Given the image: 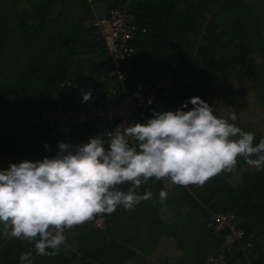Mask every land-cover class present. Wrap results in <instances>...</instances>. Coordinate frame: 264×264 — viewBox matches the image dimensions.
I'll use <instances>...</instances> for the list:
<instances>
[{
  "label": "trees",
  "instance_id": "trees-1",
  "mask_svg": "<svg viewBox=\"0 0 264 264\" xmlns=\"http://www.w3.org/2000/svg\"><path fill=\"white\" fill-rule=\"evenodd\" d=\"M92 4L103 6L105 16L126 8L137 26L124 85L111 75ZM170 59L178 64V77L165 112L200 97L214 115L227 119L221 105L237 109L238 99L252 91L256 101L248 105L249 113L260 109V124L255 118L229 123L254 133V146L264 138V0H0V152L16 163L35 162L54 157L59 142L80 145L97 135L107 141L100 124L114 131L116 120L73 125L61 137L35 120L45 105L118 104L124 87L156 78ZM81 89L92 90L90 101L82 102ZM192 107L189 103L183 110ZM130 187L126 182L119 189ZM162 190L168 193L163 203ZM146 191L152 198L134 210L121 205L65 229L73 235L67 242L71 248L37 255L32 264H208L209 256L220 255L227 264H264V168L238 157L232 172L217 174L203 186L151 178L136 189L140 195ZM227 212L244 232L231 247L224 243L228 229L216 231L213 219ZM247 242L252 246L243 250ZM33 244L5 237L0 223V264H19Z\"/></svg>",
  "mask_w": 264,
  "mask_h": 264
},
{
  "label": "clouds",
  "instance_id": "clouds-1",
  "mask_svg": "<svg viewBox=\"0 0 264 264\" xmlns=\"http://www.w3.org/2000/svg\"><path fill=\"white\" fill-rule=\"evenodd\" d=\"M81 92L82 102L92 99V90ZM189 103L193 107L184 111ZM254 135L218 118L200 97H191L176 111H153L146 123H121L107 132V141L97 135L80 145L59 142L54 157L0 169L3 234L35 241L37 255H58L65 229L111 214L121 205L134 210L151 199V191L136 192L151 178L203 186L217 174L232 172L238 157L251 167L264 168V138L254 146ZM126 182L131 187L121 191L119 186ZM167 195L160 192L161 203ZM31 255L22 253L21 264Z\"/></svg>",
  "mask_w": 264,
  "mask_h": 264
},
{
  "label": "built area",
  "instance_id": "built-area-1",
  "mask_svg": "<svg viewBox=\"0 0 264 264\" xmlns=\"http://www.w3.org/2000/svg\"><path fill=\"white\" fill-rule=\"evenodd\" d=\"M130 1L132 0H125L126 3ZM94 25L99 30L104 42L111 75L124 85L131 73V69H126V65L132 60L135 53L131 41L137 31V26L132 15L126 8H115L110 10L107 16L97 18ZM177 67V62L170 59L165 70L156 78L133 89L124 87L123 99L118 104H111L107 101L103 105L89 104L87 108L45 105L41 107L35 124H46L50 128L52 136L61 137L68 134L71 126L91 124L94 120H116L118 125L121 123L125 125L146 123L148 113L165 112L168 100L173 97L176 91ZM149 100L152 101L151 104L148 103ZM99 129L105 131L106 135L107 132L112 131L110 127L106 128L102 123ZM11 163H16L15 157L0 152V169H7ZM213 219L216 231L228 229L224 239L227 247L239 242L244 236L243 230L236 227V218L230 212L216 214ZM251 246V243L247 242L242 248L246 250ZM29 251L32 255L26 264H32L37 256L35 244L26 250V252ZM208 264H227V261L222 255L209 256Z\"/></svg>",
  "mask_w": 264,
  "mask_h": 264
},
{
  "label": "rangeland",
  "instance_id": "rangeland-1",
  "mask_svg": "<svg viewBox=\"0 0 264 264\" xmlns=\"http://www.w3.org/2000/svg\"><path fill=\"white\" fill-rule=\"evenodd\" d=\"M222 98H223V101L225 102L226 98L224 96ZM238 101H240V102H238V104L240 106L237 107V109L230 108V107H226V109H224L223 105H221L220 111L222 112V110H223L225 112V114L227 115V117H225L222 113H221V115L224 116L225 118H227V120L229 121V120H231L230 119L231 115L234 113L236 115V119L235 120H243V119L252 120L253 118H255L256 122H259V124H260L261 120L263 119L262 112L260 111V109L256 108L257 110L256 109L254 110L252 108L251 112L249 113L248 105L251 102L253 103V102L256 101V99L254 98L253 92L251 91L249 93H246L245 94V99L244 100L238 99ZM100 224H101V221H95V225L100 226ZM65 237H66L65 242L61 246H63L64 248L70 249L71 246H70V244H67V242H69L72 239L70 238V236H68V234H65Z\"/></svg>",
  "mask_w": 264,
  "mask_h": 264
},
{
  "label": "crops",
  "instance_id": "crops-1",
  "mask_svg": "<svg viewBox=\"0 0 264 264\" xmlns=\"http://www.w3.org/2000/svg\"><path fill=\"white\" fill-rule=\"evenodd\" d=\"M91 10L93 11L94 19L101 18V17L105 16V8L101 5L99 6V4H95V6H94V4H92ZM71 233L72 232H68L66 234H68V236H70V238L73 239V235H71ZM63 235L65 236V233H63Z\"/></svg>",
  "mask_w": 264,
  "mask_h": 264
}]
</instances>
